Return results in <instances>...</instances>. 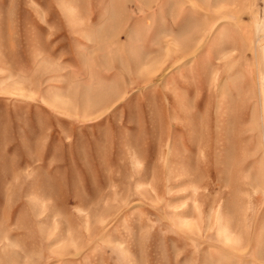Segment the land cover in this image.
<instances>
[{
	"label": "rangeland",
	"instance_id": "rangeland-1",
	"mask_svg": "<svg viewBox=\"0 0 264 264\" xmlns=\"http://www.w3.org/2000/svg\"><path fill=\"white\" fill-rule=\"evenodd\" d=\"M0 264H264V0H0Z\"/></svg>",
	"mask_w": 264,
	"mask_h": 264
}]
</instances>
